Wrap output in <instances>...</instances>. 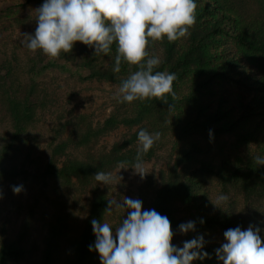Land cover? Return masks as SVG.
Instances as JSON below:
<instances>
[{
  "label": "trees",
  "instance_id": "obj_1",
  "mask_svg": "<svg viewBox=\"0 0 264 264\" xmlns=\"http://www.w3.org/2000/svg\"><path fill=\"white\" fill-rule=\"evenodd\" d=\"M40 6L44 0H25ZM196 23L190 35L174 42L157 41L161 64L158 71L176 74L174 96L165 100L151 98L132 103L117 102L113 112L95 127L76 131L74 138L61 140L52 147L45 170L48 175L69 181L76 177L83 183L95 180L98 171L107 173L117 165H133L140 129L159 132L160 140L143 155V162L154 156L156 148L174 134L177 155L172 168L161 173V185L153 208L167 216L174 232L179 224L175 219V203L204 202L203 176L222 181H240L246 195L264 197V166L255 157H264V0H196ZM79 44V45H78ZM154 42L149 45V52ZM94 49L76 42L71 52L44 63L39 54L33 55L26 69L35 75L51 66L79 58L80 66L89 69V78L121 82L135 72L136 65L121 63L114 72L115 45L107 55H93ZM1 55V54H0ZM103 58L107 60L102 68ZM17 54L2 52L0 56V178L15 174L8 166L19 140L35 120L34 85L24 86L18 80ZM62 62V63H60ZM188 89L179 94L180 88ZM119 125L135 130L119 144L108 150L89 154L84 159L65 156L72 143L86 147ZM212 137L209 136V131ZM74 132V131H73ZM232 134L234 142L243 148L235 163L224 157L220 165L206 162V155L218 135ZM159 148V147H158ZM175 148V146H173ZM228 159V160H227ZM59 162V164H58ZM108 199L96 190L88 218L80 237L73 243L74 263L83 264L94 253L89 245L95 242L91 221L102 220ZM50 250L42 264H53ZM20 248L7 241L0 242V264H10L20 257Z\"/></svg>",
  "mask_w": 264,
  "mask_h": 264
},
{
  "label": "rangeland",
  "instance_id": "obj_2",
  "mask_svg": "<svg viewBox=\"0 0 264 264\" xmlns=\"http://www.w3.org/2000/svg\"><path fill=\"white\" fill-rule=\"evenodd\" d=\"M38 7L39 4L25 0H0V56L2 52H16L18 80L25 87L34 85L33 100L37 104L35 120L22 135L19 149L13 151V158L7 164L16 172L0 178V193L3 194L0 198V242L7 241L20 248L19 259L10 264H42L49 250L53 264H71L75 261L73 243L81 235L96 190L102 191L108 200L114 196L139 199L143 203L142 210L154 209L161 173L173 167L177 146L174 134H171L156 148L154 156L143 162L146 173L143 177L129 168L132 165L115 166L107 173L116 176L119 172L122 181L120 183L117 178L110 186L100 185L96 180L83 183L76 177L64 181L48 175L45 167L55 143L74 138L76 131L85 130L87 126L102 124L118 102L115 94L119 86L115 82L89 78L90 71L80 66L79 58L63 62L62 66L42 69L33 77L27 74L25 68L33 55L39 54L44 63L48 60L42 52H31L21 43L23 34L35 32V9ZM158 43L154 42L151 55L160 54ZM102 63L104 68L107 60L103 58ZM187 90L181 87L179 94H185ZM134 130L119 125L86 147H75L70 143L65 156L58 161L81 160L89 154L108 150ZM241 152L243 148L238 147L233 135L228 133L218 135L204 157L208 164L220 165L224 157L232 164ZM202 180V189L206 191L204 202L175 203L174 217L179 224L173 232L172 243L182 247L185 241L203 235L204 251L209 253V258L193 261V264H218L215 249L224 242L223 233L230 228L239 226L246 230L250 224L256 225L262 229L264 243V197L246 195L240 181H222L210 175L203 176ZM20 185L24 190L15 194L13 186ZM221 194L228 196V201L220 205L223 210L213 205ZM126 217V209L106 211L101 221L109 223L115 230ZM189 221L195 222V231L180 233L179 225ZM83 264H101L98 252L94 251Z\"/></svg>",
  "mask_w": 264,
  "mask_h": 264
},
{
  "label": "clouds",
  "instance_id": "obj_3",
  "mask_svg": "<svg viewBox=\"0 0 264 264\" xmlns=\"http://www.w3.org/2000/svg\"><path fill=\"white\" fill-rule=\"evenodd\" d=\"M196 9V0H44L35 9V32L23 34L21 43L29 51H40L49 59L71 52L76 42L94 49L96 56H107L115 45L113 71L120 72L122 61L138 69L121 82L115 94L117 101L165 100L175 95L173 83L177 77L173 72L155 70L161 60L150 54L149 45L164 39L174 42L190 35V28L196 23ZM160 136L158 131L146 129L137 133L139 148L129 168L141 177L146 174L142 157ZM209 136L212 137L211 130ZM255 162L264 166V157H255ZM118 173L113 176L98 171L94 178L98 184L110 186L117 178L121 183ZM23 190V185L12 188L15 194ZM227 201L228 196L221 194L213 205L222 209L220 205ZM142 208L139 199L114 196L108 200L106 210L111 213L126 209L127 217L121 225L113 230L109 223L92 219L96 239L89 250L98 252L101 264H193L209 258L204 251L203 235L178 247L172 243L174 233L168 217L154 209ZM179 231L182 234L195 231V222L180 224ZM261 231L252 224L246 230L239 226L226 230L224 242L215 249L218 264H264Z\"/></svg>",
  "mask_w": 264,
  "mask_h": 264
}]
</instances>
